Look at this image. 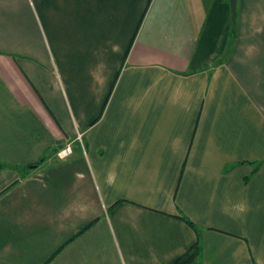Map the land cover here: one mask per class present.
I'll list each match as a JSON object with an SVG mask.
<instances>
[{
    "label": "crops",
    "instance_id": "0c3cea01",
    "mask_svg": "<svg viewBox=\"0 0 264 264\" xmlns=\"http://www.w3.org/2000/svg\"><path fill=\"white\" fill-rule=\"evenodd\" d=\"M0 163V264H264V0H0Z\"/></svg>",
    "mask_w": 264,
    "mask_h": 264
},
{
    "label": "trees",
    "instance_id": "16d2710c",
    "mask_svg": "<svg viewBox=\"0 0 264 264\" xmlns=\"http://www.w3.org/2000/svg\"><path fill=\"white\" fill-rule=\"evenodd\" d=\"M0 166H2L1 163ZM186 221L193 228H196V225L193 222L189 220ZM201 249H202L201 244L199 243V241H197L184 255H182L179 259H177L173 264H192L200 255Z\"/></svg>",
    "mask_w": 264,
    "mask_h": 264
},
{
    "label": "built area",
    "instance_id": "2783aa9c",
    "mask_svg": "<svg viewBox=\"0 0 264 264\" xmlns=\"http://www.w3.org/2000/svg\"><path fill=\"white\" fill-rule=\"evenodd\" d=\"M79 139H81V135L79 136ZM71 153H72V147L70 145H67L65 148L58 151L57 156L60 159H65Z\"/></svg>",
    "mask_w": 264,
    "mask_h": 264
},
{
    "label": "water",
    "instance_id": "95a60500",
    "mask_svg": "<svg viewBox=\"0 0 264 264\" xmlns=\"http://www.w3.org/2000/svg\"><path fill=\"white\" fill-rule=\"evenodd\" d=\"M236 2L237 0H230L233 21H235V16H236Z\"/></svg>",
    "mask_w": 264,
    "mask_h": 264
},
{
    "label": "rangeland",
    "instance_id": "374dc122",
    "mask_svg": "<svg viewBox=\"0 0 264 264\" xmlns=\"http://www.w3.org/2000/svg\"><path fill=\"white\" fill-rule=\"evenodd\" d=\"M80 136V135H79Z\"/></svg>",
    "mask_w": 264,
    "mask_h": 264
}]
</instances>
